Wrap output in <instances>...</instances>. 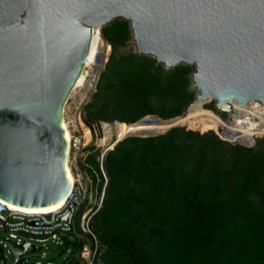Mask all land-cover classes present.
<instances>
[{"label": "trees", "instance_id": "1", "mask_svg": "<svg viewBox=\"0 0 264 264\" xmlns=\"http://www.w3.org/2000/svg\"><path fill=\"white\" fill-rule=\"evenodd\" d=\"M99 36L110 53L83 106L82 122L88 129L114 121L123 125L102 124L97 145L112 135L117 140L170 126L133 124L147 115L167 120L186 111L206 113L225 125L212 103L192 109L189 66L166 70L152 58L119 54L130 39L123 20L101 27ZM247 123L235 117L230 127L259 133ZM83 150L80 166L97 194L103 188L89 222L103 264H264V137L246 148L223 141L218 124L189 120L157 136L123 138L101 158L94 146Z\"/></svg>", "mask_w": 264, "mask_h": 264}, {"label": "water", "instance_id": "2", "mask_svg": "<svg viewBox=\"0 0 264 264\" xmlns=\"http://www.w3.org/2000/svg\"><path fill=\"white\" fill-rule=\"evenodd\" d=\"M115 19L136 53L192 69L194 102L264 113V0H0V200L38 209L67 195L62 107L101 60L97 30ZM147 118L174 119L135 123ZM176 126L127 134L100 158L123 138ZM8 249L4 264H21Z\"/></svg>", "mask_w": 264, "mask_h": 264}, {"label": "built area", "instance_id": "3", "mask_svg": "<svg viewBox=\"0 0 264 264\" xmlns=\"http://www.w3.org/2000/svg\"><path fill=\"white\" fill-rule=\"evenodd\" d=\"M227 118L225 125L220 127V138L230 144H242L243 147L251 148L255 141L264 137V113L246 112L237 110H219ZM213 113V112H212ZM241 120H246L253 124V132L259 131L257 134H243L240 129L233 130L230 125L233 117ZM80 147V138L70 136L67 143V154L72 151L71 161L74 160L76 153ZM69 170L71 163L68 161ZM71 172V170H70ZM72 175V173H71ZM89 182L88 189L81 183V178L78 174L73 175V181L70 184V189L64 197V201L60 207L48 213L28 214L17 211L8 207L0 201V264L5 261L12 263L10 250L18 253V258L21 264H28L22 257L29 253H39L40 258H45L42 250L50 248L53 253L60 259V264H103L100 259L101 246L89 229L91 217L99 209L102 198L103 188L97 194L95 185L89 174H87ZM103 186L106 184V179L102 174ZM82 208L79 216L78 212ZM80 244L79 247L71 248L70 243ZM26 244L25 252H21V246ZM36 247L37 251L30 252ZM72 254H70V252ZM40 264H52L49 260Z\"/></svg>", "mask_w": 264, "mask_h": 264}, {"label": "rangeland", "instance_id": "4", "mask_svg": "<svg viewBox=\"0 0 264 264\" xmlns=\"http://www.w3.org/2000/svg\"><path fill=\"white\" fill-rule=\"evenodd\" d=\"M103 45L106 46V44H104V42H103ZM130 52L131 53H135L137 55H141V54H138V53L135 52V44L132 41L131 31H130V39H129L128 43L123 48H120L118 53L119 54H125V53H130ZM109 53H110L109 49H107L106 51L102 52L101 60L97 64V68H96V70L94 72V75H93V78L91 80V84H90V87H89L90 90L88 89L89 91H87L85 97L81 101H78L77 98H74L72 96L69 100L65 101V103H64V105L62 107L64 109L61 112V114H62L61 115V123L64 126H66L69 135L70 136H76V137L80 138V147H79L78 152L76 153V156H75L74 160L71 161L72 151H70L67 154V166H68V161H70V163H71V166H70L71 169L70 170H71L72 176L75 175V174H78L80 176V178H81V183L83 184V187L85 185V189H88L89 179H88V176H87V172L84 169H82V167L80 166V164L82 163V161H83V159H84V157L86 155V152L83 149L87 148V147H90V146H94L99 151H100V148H102L103 150H106L116 141V139L112 135L110 137V139L103 146H100V143H98V145L96 144V140L103 137L102 124L110 125L111 123H100L98 126H94L92 129H88L87 127L84 126V124L82 122L83 106L86 103V101L88 100V98L90 97V95H91V93H92V91L94 89L95 83H96V81L98 79V74L102 70L104 63L106 62V60H107V58L109 56ZM141 56H145V55H141ZM145 57H149V56H145ZM149 58H152V57H149ZM100 67H101V69H100ZM190 89L192 91H194L191 88V86H190ZM210 103L213 104L212 101L203 103L202 104V108L204 107V105H207V104H210ZM206 111H209V110H206ZM212 111L214 113H216L217 115H219L221 118H227L226 115L221 114L215 108L212 109ZM186 113H187V111L182 116H184ZM203 115H206V116L214 119L215 121H217L214 117H212V116H210V115H208L206 113L205 114H201L200 116H203ZM182 116H179V117H182ZM200 116H198V117H200ZM148 120H152V119H148ZM169 122H171V121H169ZM176 124L177 125L179 124V126H185V125H183L181 123H176ZM176 124H174V125H176ZM85 129L88 130L90 139L85 136ZM259 139H261V138H259ZM99 153H101V151ZM68 169H69V166H68ZM42 251L45 254V258H43V259L40 258V254L39 253H32L31 254V253H29V251L22 257V259H24L26 261V263H32V262H42V263H44L46 260H49L52 264H60V259L58 258V256L55 255V253H53V251L50 250V248H48L47 250H42ZM8 259H10L9 256H8Z\"/></svg>", "mask_w": 264, "mask_h": 264}, {"label": "bare ground", "instance_id": "5", "mask_svg": "<svg viewBox=\"0 0 264 264\" xmlns=\"http://www.w3.org/2000/svg\"><path fill=\"white\" fill-rule=\"evenodd\" d=\"M101 36V35H100ZM100 36H99V32H98V30H97V37H98V40H97V45H98V50H99V54H102V52H104V51H106L107 49H108V45H106V46H104L103 45V42H102V40H101V38H100ZM133 42H134V44H135V41L133 40ZM105 44V43H104ZM146 55H148L149 57H152V58H155V55L154 54H151V53H148V54H146ZM96 66H97V64H96ZM96 66L94 67V69L90 72V74H88V75H86V76H84L83 77V79L81 80V82H80V84H79V86H78V88H77V91H76V93L73 95V97L74 98H77V100L78 101H81L84 97H85V95H86V93H87V91H89L90 89H89V87H90V84H91V80H92V78H93V75H94V72H95V70H96ZM100 69H101V67H100ZM89 89V90H88ZM88 95V94H87ZM207 100H209V99H207ZM87 102V101H86ZM205 102H207L206 100L205 101H203V100H201V99H199V100H197L196 101V103L192 106V109L193 110H195L196 109V107H199V108H202V104L203 103H205ZM82 103V102H81ZM77 104V103H76ZM73 108V107H72ZM64 108H62V110H63ZM203 109V108H202ZM220 110H225V111H230V110H226V109H222V108H219ZM82 110V109H81ZM188 114H187V118L186 119H184V120H182V119H180L181 117H176V118H174V119H172V121L170 122V125H174V124H176V123H182L183 125H186L188 122H189V120H205V121H208V122H211V123H215V124H218V125H221L222 123H220L217 119V121H212V120H208V119H205V118H196V117H198V116H200L201 114H199V115H197V116H193V115H190L189 113L190 112H187ZM75 114V113H74ZM258 114H260V113H258ZM62 115V114H61ZM235 117V116H234ZM233 117V118H234ZM150 121H153V120H146V122H150ZM77 122V121H76ZM136 124V123H135ZM104 125H106V124H104ZM117 125H123V124H117ZM222 125H224V124H222ZM88 126V125H87ZM60 127H61V130H62V135H63V137H64V139H65V142H66V144L68 143V140H69V138H70V135H69V133H68V131H67V128H66V126H64L61 122H60ZM248 134V133H247ZM250 134H252V133H250ZM85 136L87 137V138H89L90 139V136H89V133H88V130L87 129H85ZM118 140V139H117ZM67 147H66V151H65V163H64V172H65V174H66V176H67V180H68V182H69V184H71L72 183V181H73V177H72V175H71V172H70V170L68 169V166H67ZM2 203H4V204H6L8 207H10V208H12V209H15V210H17V211H20V212H23V213H28V214H38V213H48V212H51V211H54L55 209H57L58 207H60L61 205H62V203H63V201H64V197L58 202V203H56L55 205H53V206H50V207H45V208H38V209H31V208H23V207H18V206H15V205H12V204H9V203H6V202H4V201H2V200H0Z\"/></svg>", "mask_w": 264, "mask_h": 264}]
</instances>
